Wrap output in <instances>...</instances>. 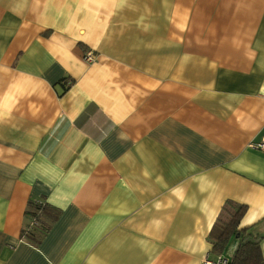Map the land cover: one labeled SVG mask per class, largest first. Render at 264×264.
Wrapping results in <instances>:
<instances>
[{
  "label": "crops",
  "instance_id": "crops-1",
  "mask_svg": "<svg viewBox=\"0 0 264 264\" xmlns=\"http://www.w3.org/2000/svg\"><path fill=\"white\" fill-rule=\"evenodd\" d=\"M262 140L264 0H0V264L229 258L227 200L264 257Z\"/></svg>",
  "mask_w": 264,
  "mask_h": 264
},
{
  "label": "trees",
  "instance_id": "trees-1",
  "mask_svg": "<svg viewBox=\"0 0 264 264\" xmlns=\"http://www.w3.org/2000/svg\"><path fill=\"white\" fill-rule=\"evenodd\" d=\"M245 210L246 207L242 204L225 201L209 232L210 252L214 255H221L224 252L231 237L237 240V246L227 258L226 264H264L260 249L262 236L253 234L250 228H239ZM58 214V209L44 201L29 200L26 208L28 222L22 229L20 239L34 245L38 244Z\"/></svg>",
  "mask_w": 264,
  "mask_h": 264
},
{
  "label": "built area",
  "instance_id": "built-area-1",
  "mask_svg": "<svg viewBox=\"0 0 264 264\" xmlns=\"http://www.w3.org/2000/svg\"><path fill=\"white\" fill-rule=\"evenodd\" d=\"M84 57H85L84 60L86 61H90L92 59L90 54H86ZM254 146L258 149L264 150V140L254 144ZM226 262H227V258H224L222 256H218L215 259L206 256L203 260V264H226Z\"/></svg>",
  "mask_w": 264,
  "mask_h": 264
}]
</instances>
